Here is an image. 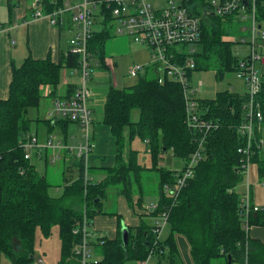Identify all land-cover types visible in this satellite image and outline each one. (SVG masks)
<instances>
[{"label": "trees", "instance_id": "1", "mask_svg": "<svg viewBox=\"0 0 264 264\" xmlns=\"http://www.w3.org/2000/svg\"><path fill=\"white\" fill-rule=\"evenodd\" d=\"M26 1L29 5L36 1L47 14L62 9L66 0ZM189 4L193 14L200 19L201 31L200 41L190 54L194 66L189 76L193 77L194 72L198 70L211 68L217 80H220L225 74L236 72L239 60L232 56V42L224 40L231 34L228 30L230 21L200 12L203 7L200 0H189ZM6 5L8 17L11 18L12 8L16 4L7 0ZM263 7L264 0H258L257 18L260 22H264ZM103 13L106 12L100 11L95 16L102 20L100 23L103 28L99 31L93 30L88 43L92 58L101 68L105 66L106 43L115 36L114 32L105 27L111 23L108 12L104 15ZM223 22L227 24L226 32ZM9 24L8 19L0 21V30H4ZM64 58V65L49 57L44 60L28 57L20 66L13 65L8 97L6 100H0V253L12 264H37L34 257L37 232L48 238L52 234V228L56 227L60 242V258L57 264H79L78 257L74 254L79 239L73 234V230L81 226L85 211L89 225L96 216H117V233L114 238L100 236L89 241L92 253L98 258L97 264L136 263L146 260L150 253L157 258L158 264H175L176 234L186 238L194 264H213L220 258L228 263V256L231 257V262L264 264V245L246 238L242 230L238 208L241 193L235 190L243 180L240 175L242 156L238 149L245 141L237 129L244 121V94L224 91L209 100H196L193 95L198 102L199 119L211 125L210 129L204 132L191 128L187 123L186 102L181 86L168 79L159 84L158 72L154 67L149 72L145 71V76L139 75L138 83L132 87L119 89L110 86L105 96L102 124L109 129L114 140V167L108 170L102 181L92 183L89 174L88 178H85L83 159L75 160V164L73 155L70 157V163L64 158V173H69V170L75 168L78 177L75 180L65 179L67 184L59 198L50 196L51 185L46 177L37 173L30 160L24 159L21 144L31 136L38 144H46L53 135L52 138L59 140L58 137H62V143L69 145V121H44L28 117L29 110L39 106L43 98V87L52 88L49 95L52 101L57 97L62 69L77 67V57L69 54L68 50ZM150 74L153 78H147ZM72 91L73 87H69L64 97H68ZM259 102L262 120L260 130L254 131L255 137L251 144L253 153L250 161L254 176L252 175L250 180L256 178L262 183L264 78L261 79ZM134 110L139 112V116L137 121L132 122L131 115ZM32 124L46 126L43 143H40L37 132L29 133ZM135 137L146 143L151 155L150 168L138 164L137 151L129 149L128 160L123 156L126 139L130 143ZM201 140L202 149L198 153L201 159L195 166L193 175L177 196H165L163 186L176 183L193 154L198 152ZM67 153L69 152H64ZM165 154L182 160L183 168L177 171L159 167V156ZM37 156L41 158V154ZM52 156L48 159L53 164ZM58 160L59 156L56 161ZM150 170L159 174L158 202L152 216L167 213L169 233L164 241L160 242L152 233V225L140 220L137 226L128 227V239L124 245L120 234L122 218L120 215L105 212L102 209L103 202L108 190L121 186L119 194L124 196L126 203L131 207L133 181L140 184V173ZM132 174L135 177L132 178ZM249 223L251 227H264V207H260L258 212L250 216Z\"/></svg>", "mask_w": 264, "mask_h": 264}, {"label": "built area", "instance_id": "2", "mask_svg": "<svg viewBox=\"0 0 264 264\" xmlns=\"http://www.w3.org/2000/svg\"><path fill=\"white\" fill-rule=\"evenodd\" d=\"M200 1L203 5L200 12L222 19L238 17L247 22L245 32L247 33V44L250 45V51L247 57L239 60L236 77L243 80L245 86V100L242 107L244 121L237 129L238 134L245 141L244 145L238 149V153L242 156L240 175L243 178V191L240 195L238 208L242 220L241 226L248 236L250 216L258 212L260 208L251 200L252 181L250 178L254 175V170L250 158L253 153L251 144L255 137L254 131L260 130L262 120L259 102L261 78L256 66L264 63V56L260 52L261 47L259 46V43L264 42V22H260L257 18L258 0ZM163 2L166 5L158 7L149 0H77L76 4H72L70 1L65 2L62 9L47 14L42 11L36 1L34 2L32 9L34 19H45L51 26L57 27L62 26L65 15L70 14V22L75 28V32L68 42V51L69 54L78 59L77 67L70 69V72L79 78V82L68 97L52 100V114L49 112L48 115L50 118L55 117L52 120L63 119L78 125L81 128L83 140L77 142L78 146H69L62 142L54 143L52 137L46 144H38L33 136L27 137L28 143L21 144L25 160H31L33 152L40 155L41 151L51 149L52 152L58 150L57 153L52 154V161L55 162L59 152L68 151L73 155V161L84 160L85 178H88L86 159L94 149L90 140L92 116L88 107V101L91 98L88 84L92 75V68L98 66L88 50V43L93 32L92 23L100 11L108 12L111 17L110 24L115 25L114 33L117 36H126L133 44L142 46L149 52L150 62L132 65L128 69V76L135 78L143 74L149 66L156 68L159 84L168 79L179 84L183 89L187 123L190 127L200 131L204 130V132L210 129V124L199 119L198 102L193 97L194 93L200 91L202 83L198 82L197 88L194 89L191 86L192 78L189 77V72L194 66L190 54L194 52L193 47L200 41V19L193 14L189 0H166ZM25 24L26 22H22V25ZM202 143L203 140L200 141L198 152L193 154L176 183L163 186L165 196H177L191 178L195 166L201 159V155L198 153L202 149ZM262 145L263 143L258 148ZM259 185L264 188V182ZM155 209L156 204L148 208L142 215L150 217ZM83 215L81 226L73 230V234L79 239L74 248V254L78 257L79 264H97L98 258L94 256L89 245L93 233L90 231V225L85 218V211ZM153 218L152 233L159 239V234L167 225L168 214L162 213ZM149 258H153L152 253L148 255L146 260L136 264H146Z\"/></svg>", "mask_w": 264, "mask_h": 264}, {"label": "rangeland", "instance_id": "3", "mask_svg": "<svg viewBox=\"0 0 264 264\" xmlns=\"http://www.w3.org/2000/svg\"><path fill=\"white\" fill-rule=\"evenodd\" d=\"M1 1L5 2V0H1ZM70 1L73 2L77 0H70ZM149 1L154 6H158V7H163L166 5L162 0H149ZM101 21L102 20L100 18H95V20L92 23V30L94 31L101 30L103 28V25L100 23ZM226 22L228 21L226 20ZM222 25L225 31L227 24L223 22ZM105 27L108 28V30L112 33L116 29L115 25L109 23L106 24ZM233 27L234 26H232L231 29ZM67 32L69 34L68 33L66 34L65 32L62 36V48H64V50H67L68 42H69L68 40L73 33L71 31H67ZM115 37H124L127 40H129L126 36H117L115 34L114 38ZM231 42L233 43L231 45L232 56H235L240 60L248 56L250 51V45L247 44L248 37L237 36L234 37L231 40ZM259 46L261 47L260 52L264 56V42L259 43ZM108 54L109 52H107L105 46V56H106L105 66L101 68L99 65V66H94L92 68V75L90 77V82L93 81L94 85L90 87L91 96H95L99 98L105 96L110 86L121 89L136 85L139 81V77L130 78L128 76V69L132 65L138 64V62H140L142 59H145L147 51L146 48L131 43L129 46H127V49L124 52H117L113 55L109 54L111 56H109ZM256 69L258 71L259 77L261 79L264 78V64L257 65ZM71 78L75 80L76 77L70 76V69L63 68L61 72V84L59 85V87H61L62 83L65 81L70 80L71 82V80H73ZM147 78H153V75L150 74L147 76ZM198 82H201L202 86L198 93H194V97L196 100L214 99L216 94L224 91L235 92L239 95L245 94L244 81L236 77V72L225 74L222 79L217 80L216 74L211 68L206 70H198L193 74L191 86L194 89H196ZM36 111H38V114L40 115L43 114L45 118H48V120H52L53 118H55L53 115H52L53 118H50L48 115L49 112H51L52 114V101L46 100L44 97L42 98L37 108H32L29 110L31 115H35L34 112ZM102 112L103 110L100 103L98 104V108L93 113L94 123L100 121ZM138 116H139V112L137 110H134L131 115V121L132 122L137 121ZM34 126L36 128V124L31 125V127L29 128L30 129L29 133L34 132ZM67 134L69 137L68 138L69 146H73L77 142L83 140L81 128L74 123L69 124V129L67 131ZM58 138L62 139V137H58ZM54 140H56V138ZM129 149L133 151H137L138 153L137 162L139 165H142L143 167L145 165V167L148 168L152 166L151 155L148 152L145 142L141 141L137 137L131 140L130 143L126 139L123 156L127 160H128ZM45 157L46 156L44 151H41V158H39L37 154L33 152L30 160V164L34 166L35 170L40 176L46 177L47 182L51 185V187H49L50 196L54 198H59L63 193L64 186L67 184L65 179L69 178L75 180L78 177V174L75 168L72 169L71 172L69 173H64L65 172V165L63 164L64 161L58 160L52 164L49 162L48 157L46 158ZM170 157L172 158L174 164H172L170 168L168 167V169L180 171L184 166V162L180 159L173 157L172 155H170ZM107 164L108 163H106V165ZM90 170L91 169L88 167L89 175L91 177L90 181H92V183H95L99 179L98 176L100 175L99 174L100 171L92 170L90 173ZM131 176L132 178L135 177L134 174H132ZM140 176H141L140 184H138L136 181L135 182L133 181L132 184L133 193H132L131 207L128 205V203H126L124 196L119 194V189L121 188V186H117L107 191L108 197L103 202L102 209L108 213L110 211L116 210L123 215L126 221V219L130 216V213L128 211H131V213H133L134 215L135 214L141 215L142 213L146 212V210L150 208L152 205H155L158 202V196H157L158 185H159L158 172L155 170L142 171L140 173ZM235 190L237 191V193H241L243 191V182H241L235 188ZM123 202L125 204H123ZM148 217L149 216H144L143 220H145L146 223L152 222V220ZM121 223L125 225L123 218ZM93 228H95V222L90 223L89 229L91 232L94 231ZM104 228L108 229V225L104 226ZM168 233H169V227L168 225H165L161 233L159 234V241L163 242L164 239L167 237ZM103 235L108 238H111V234L107 230L103 232ZM59 251H60V242L56 227L52 228V234L48 238L42 237L39 234V232H37L35 253H34L35 262H37V264H44V263L57 264ZM155 262L156 259L153 257V258H149L146 264H155ZM136 263H126V264H136Z\"/></svg>", "mask_w": 264, "mask_h": 264}, {"label": "crops", "instance_id": "4", "mask_svg": "<svg viewBox=\"0 0 264 264\" xmlns=\"http://www.w3.org/2000/svg\"><path fill=\"white\" fill-rule=\"evenodd\" d=\"M69 1L70 0H66L65 2H69ZM12 2L16 5L12 8L11 18H10L8 17L9 16L8 6L6 5L7 0H5V2H2L0 0V21L3 22L4 19L10 20V24L6 25L4 30H0V100H6L8 97V86L11 81V73H12L13 65L17 67L20 66L23 63V61L28 57H31L35 60H44L49 57L51 60L55 62L60 61L64 65L65 64L64 57L66 55L68 48L67 50H64V48H62V36L65 32L67 34L68 33L67 31H71L73 33L75 32V28L70 22V14L65 15L63 26L60 28H57V27L51 26L49 22L45 19H34L33 18L32 9H33L34 2L32 3V5L30 4L31 6L27 3L26 0H18V1L12 0ZM71 3L76 4L77 1H73ZM102 18H105V17L102 16ZM228 20L231 23V26L228 28V30L231 31V34L225 37L224 39L225 41H231L234 37H237V36L246 37V34H247L245 32V28L247 24L246 21H242L238 17L228 18ZM22 22L23 23L26 22V24L22 25ZM232 26L234 27L231 29ZM131 43L132 42L130 40H127L124 37H115V38L113 37L108 41L106 45V49H107V52H109V54L113 55L117 52H124L127 49V46H129ZM232 44L233 43H231V45ZM146 51H147L146 58L142 59L138 63H149L150 62L149 52L147 49ZM105 60H106V56H105ZM263 64H260V65H263ZM151 68L152 66H149L146 72H149L150 70H152ZM146 72L141 75L145 76ZM70 76L74 77V75H72L71 72H70ZM75 77H76L75 80L71 78L73 79L71 80V82L70 80L65 81L62 83L61 87L58 86V89L56 92V96H57L56 98L66 96V93L68 92L69 87H73L74 89V87L79 82V78L77 76ZM190 78L192 77L190 76ZM89 84H90L89 88L92 87V85H94L93 81L89 82ZM51 91H52L51 87H48V86L43 87L41 91L42 96L46 100H50L49 95ZM105 96H102L100 98L91 96V98L88 101V107L91 110V116H92L90 140L94 145V149H93V152H91L89 156L87 157L86 163L88 167L91 169L90 173L92 170L100 171L99 173L100 175L98 176L99 179L96 182L102 181L106 177L107 171L113 168L115 165L114 140L112 136L110 135L109 129L102 124L103 112H102L99 122L94 123L93 121V113L98 108V104L101 103L102 110H103ZM34 114L35 115H31V113L29 112L28 117L31 119L39 118L40 120H44V121L48 120V118H45L43 114L42 115L38 114V111L34 112ZM54 126L55 125H53V127ZM46 130L47 128L43 124H36V128L34 126V132H37L38 136H40V139H41V140L39 139L40 143L44 142ZM50 137H53V135H51ZM60 142H62L61 139L54 140V143H60ZM77 144L78 143H76L75 146ZM57 152L58 150L54 151L53 153H57ZM64 152L62 151L60 154H58L60 160L62 159L64 160L65 158L67 162L70 163V157L72 156V154L70 153L64 154ZM44 153H45V156L48 158L52 155L51 151H47V152L44 151ZM76 162L77 161H75V164ZM106 163L108 164L106 165ZM172 164L174 163L169 154L159 156V163H158L159 167H164L168 169V167L170 168ZM69 172L71 171L69 170ZM88 174H89V171H88ZM260 183L261 181H258L256 178L252 179V183H251L252 187L250 190L251 200L253 204L258 205L259 207H264V188L260 187L259 185ZM107 197L105 198V200L107 199ZM123 204L125 203L123 202ZM128 212L130 213V216L126 219V221L123 215L116 210L110 211L109 214L120 215L121 218H123L125 226H127V228L137 226L140 220L145 222V220H143L144 216L142 214L134 215L133 213H131V211H128ZM148 218H150L152 222L150 223L145 222V223L148 225H152L154 218L152 216ZM93 222H95V228H93L94 231L92 232L93 233L92 241L100 236H104L103 232L105 230L110 232L111 238H114L116 236L117 216L100 215V216H96L93 219L92 223ZM106 225H108V229L104 228V226ZM242 230L245 233L246 238L248 237L250 240L260 242L261 244L264 245V227H261V226L251 227L250 226L248 229L249 231L248 236H247V232L243 228ZM174 240H175V244L177 247V257H176L175 264H194L191 254H190V246L186 238L182 235L176 234L174 236ZM59 258H60V251L58 254V261H59ZM155 259H156L155 264H158L157 258ZM0 264H12V263L7 257H5L2 253H0ZM213 264H229V263H226L223 258H220L214 261ZM230 264H240V263L237 261H233Z\"/></svg>", "mask_w": 264, "mask_h": 264}, {"label": "water", "instance_id": "5", "mask_svg": "<svg viewBox=\"0 0 264 264\" xmlns=\"http://www.w3.org/2000/svg\"><path fill=\"white\" fill-rule=\"evenodd\" d=\"M120 234H121L122 244L126 245L127 239H128V228L123 223H121ZM227 259H228V263L230 264L231 263V257L228 256Z\"/></svg>", "mask_w": 264, "mask_h": 264}, {"label": "bare ground", "instance_id": "6", "mask_svg": "<svg viewBox=\"0 0 264 264\" xmlns=\"http://www.w3.org/2000/svg\"><path fill=\"white\" fill-rule=\"evenodd\" d=\"M163 1L166 2V0H163ZM54 12H55V11H54ZM191 17H193V16H191ZM194 18H196V17H194ZM110 19H111V17H110ZM200 37H201V35H200ZM189 77H190V76H189ZM27 143H28V140L26 139L25 142H24L23 144H27ZM76 146H78V144H77ZM249 227H250V224H249ZM249 227H248V229H249Z\"/></svg>", "mask_w": 264, "mask_h": 264}]
</instances>
